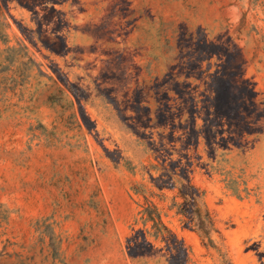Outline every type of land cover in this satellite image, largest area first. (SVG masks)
<instances>
[{
    "label": "rangeland",
    "instance_id": "obj_1",
    "mask_svg": "<svg viewBox=\"0 0 264 264\" xmlns=\"http://www.w3.org/2000/svg\"><path fill=\"white\" fill-rule=\"evenodd\" d=\"M213 77L233 94L216 151ZM165 151L195 157L216 220L210 241L154 198L187 264H260L264 0H0V264H170L152 236L127 248Z\"/></svg>",
    "mask_w": 264,
    "mask_h": 264
},
{
    "label": "trees",
    "instance_id": "obj_2",
    "mask_svg": "<svg viewBox=\"0 0 264 264\" xmlns=\"http://www.w3.org/2000/svg\"><path fill=\"white\" fill-rule=\"evenodd\" d=\"M222 84H226L223 78L213 77L209 88L207 115L204 118V128L202 129L207 145L214 151H216L215 144L228 142V139L224 137L219 138L221 131L219 129L224 125L222 118L225 116L231 118L232 116V113L229 112L230 109L225 112L233 99V94L230 92L231 85L225 88ZM215 130L219 132L217 133ZM164 145L165 143H162V146ZM193 157L189 153H180L179 158L172 159V154L165 151V153L156 156L158 163L146 166L151 187L146 184L134 187L135 192L144 198V203L141 204L142 209L138 212L140 218L136 219V222L143 221L145 228L136 230L132 236L127 238L130 255L138 256L149 251L152 244L148 237L152 236L155 240L165 244L170 264L188 263L189 248L185 245L184 240L179 239L177 234L165 223L163 212L154 201L156 197L167 198L166 191L175 192L171 208L181 216L184 226L198 230L203 236L213 241L211 234L216 231V220L204 201L206 191L194 182L197 160ZM153 172H156L157 175ZM232 189L238 193V188ZM150 223L152 224L148 227ZM249 249L257 250L260 264H264V251H260V244H254Z\"/></svg>",
    "mask_w": 264,
    "mask_h": 264
}]
</instances>
